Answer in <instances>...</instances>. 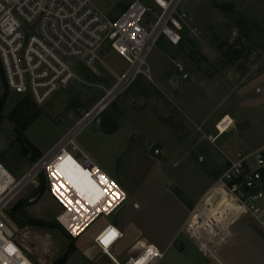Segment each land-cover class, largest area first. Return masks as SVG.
I'll return each instance as SVG.
<instances>
[{"label": "rangeland", "instance_id": "obj_1", "mask_svg": "<svg viewBox=\"0 0 264 264\" xmlns=\"http://www.w3.org/2000/svg\"><path fill=\"white\" fill-rule=\"evenodd\" d=\"M91 1L108 18L116 19L135 0ZM144 2L152 7L150 1ZM220 3L232 4L233 14L228 16L218 10L216 4ZM181 8L188 16L182 40L178 46L165 38L159 40L148 58L152 80L137 78L102 113L85 121L88 123L74 138L77 148L98 168L112 171L116 177L123 175L125 191H130L124 207L131 215L135 203L146 199L154 187L178 185L197 193L209 183L202 171H209L212 165L221 167L225 162L222 173L228 166V158L250 156L264 148V0H184ZM156 16L148 17L154 21ZM237 19L247 22L242 29L250 35L252 43L242 60L231 66L223 61L216 39L232 44L240 35ZM101 57L119 76L128 67L110 49L101 53ZM177 65H181L182 72ZM74 72L77 79L67 89L44 105H36L39 118L22 134L36 150L35 160L17 140L10 115L18 97L7 90L9 97L0 123V160L14 176L28 171L75 130L104 96L101 87L109 91L117 82L105 67L99 66L92 72L78 63ZM4 88L0 79V95ZM197 109L201 111H194ZM195 112L211 120L225 112L233 125L217 140L216 126L225 116L219 119L212 127L217 135L212 142L204 137L209 123L201 125L195 118L200 114ZM163 137L171 140L167 147L159 141ZM159 146L165 150L161 156L154 154ZM188 149L205 158L199 164L201 170L186 166L184 154L188 155L185 153ZM70 153L75 155L77 151L70 149ZM161 161L164 166H160ZM40 183L29 186L12 205L10 211L23 203L21 211L12 212L16 221L8 214L16 229V243L27 258L33 264H113L93 240L104 227L115 223L114 215L99 218L79 239H71L57 222L61 207L47 188L37 203L31 202L41 191ZM32 221L45 226L37 227L30 224ZM48 224L52 227H47ZM121 250H124L122 242L111 253Z\"/></svg>", "mask_w": 264, "mask_h": 264}, {"label": "built area", "instance_id": "obj_2", "mask_svg": "<svg viewBox=\"0 0 264 264\" xmlns=\"http://www.w3.org/2000/svg\"><path fill=\"white\" fill-rule=\"evenodd\" d=\"M144 1L135 0L118 18L110 19L91 0H0V68L9 92L28 96L42 106L77 79L74 67L78 63L92 72L105 67L117 80L112 90L101 87L104 96L76 129L24 174L14 176L0 160V264H33L16 243V229L8 213L29 186L40 182L41 176L50 196L61 207L58 224L74 240L99 218L114 215L126 203L127 194L77 148L74 138L88 119L102 113L137 78L152 80L148 58L161 38L173 46L180 44L188 20L181 8L184 0H148L152 7ZM148 16L156 18L153 21ZM107 49L127 62L122 75L103 62L101 53ZM177 68L183 71L181 65ZM110 95L112 98L105 103ZM225 120L216 126L218 137L222 136L219 126ZM70 149L77 153L72 155ZM159 153L154 150L155 155ZM66 155L95 181L103 193L99 202L90 204L64 181L58 169ZM101 176L106 183L101 182ZM244 219L264 235V148L250 156L228 158L225 171L192 210L184 232L207 255L214 241L224 243L230 225ZM103 236L110 238L107 244ZM122 239L116 227L107 225L93 243L113 264H122L111 253ZM163 257L158 248L148 245L124 264H154Z\"/></svg>", "mask_w": 264, "mask_h": 264}, {"label": "crops", "instance_id": "obj_3", "mask_svg": "<svg viewBox=\"0 0 264 264\" xmlns=\"http://www.w3.org/2000/svg\"><path fill=\"white\" fill-rule=\"evenodd\" d=\"M194 111L200 112L201 110ZM196 114H200V117L195 118L201 122V125L205 126L209 123V130L204 137L215 141L217 135L214 131L215 128L212 127L219 119L226 117L227 113H219L212 120L201 113ZM160 139L159 141L166 147L171 143V140L165 137ZM217 140H220V137ZM156 150L160 152L159 156L165 151L161 146ZM185 153L188 154H184L185 157L187 156L186 166L201 170L199 164H203L205 158L193 155L189 149ZM179 160H176V163ZM200 160L202 163H199ZM159 164L164 166L165 162L161 161ZM174 165H176L175 162ZM224 165L225 162L221 167L212 165V168H208L209 171H202L209 179V183L197 193L186 191L178 185L157 186L141 203H135L136 208L132 215L128 214L123 205L114 214L115 223L108 224L116 227L123 234V239L120 242H122L124 250L114 252L113 256L124 264L129 259L136 257L143 247L153 245L164 254L163 259L154 262V264H264V235L249 220L244 219L230 225L225 231L227 239L224 243L219 244L218 240L214 241L211 253L207 255L200 250L199 244L184 232L192 210L204 200L206 194L214 186L216 179L223 173L220 171ZM102 170L113 178L129 199L130 191H125L123 175L116 177L112 171ZM160 172L167 178L164 169H161ZM102 240L107 244L110 238L105 239L103 236Z\"/></svg>", "mask_w": 264, "mask_h": 264}, {"label": "trees", "instance_id": "obj_4", "mask_svg": "<svg viewBox=\"0 0 264 264\" xmlns=\"http://www.w3.org/2000/svg\"><path fill=\"white\" fill-rule=\"evenodd\" d=\"M216 8L221 12L227 14L228 16H231L234 12V7L232 4L220 3V4H216ZM127 9L128 7L125 8L124 12ZM236 22L240 35L236 39H234V42L232 44L228 43L227 41L217 42L216 39V43H217L216 46L221 54L223 61L225 62V64L231 66H234L237 62L242 60L244 54L249 50L250 44L252 43L251 42L252 40L250 39V35L244 33L245 31L244 29H242V27L246 28L247 22L241 21V19H237ZM0 79L4 83L2 71H0ZM8 97H9V93L7 89L4 88V92L0 95V123L3 120L2 112ZM17 97H18V102L15 108L11 111L10 121L15 126V133L17 134V140L22 146L25 147L26 153L31 154L33 160H35L37 159L36 150L26 141V139H24L22 134L39 118V113L37 112L38 109L36 104L28 96L25 97L17 96ZM40 182H41L40 183L41 189H43L44 191L46 186H45V178L43 176H41ZM22 204H23L22 202H19L12 209V211H9L8 214L10 215V218L12 220L16 221L15 215L13 213H18L19 211H21ZM30 224L35 225L37 227L45 226L44 224L35 223L33 221ZM46 226L52 227V225L49 224Z\"/></svg>", "mask_w": 264, "mask_h": 264}, {"label": "bare ground", "instance_id": "obj_5", "mask_svg": "<svg viewBox=\"0 0 264 264\" xmlns=\"http://www.w3.org/2000/svg\"><path fill=\"white\" fill-rule=\"evenodd\" d=\"M111 98H112V95L109 96L108 100L105 103H107ZM228 123H229L230 126L226 129L225 125H227ZM232 125H233V120L229 116H226V120L224 121V123L219 126V130L222 132V136L224 135V133L226 134L229 131V129L231 128ZM61 165H64L65 167H64L63 170L59 171L60 174H61L62 178L64 179V181L67 183V185H69L76 192V195L81 196L82 198L87 200V202H89L90 204L91 203L92 204L97 203V202H99L102 199L103 196L102 195H98L102 191L96 185L95 181H93L90 178L89 173L84 172L71 159H69L67 157V155L65 156V160L62 162ZM81 173L88 174V178L92 181L93 184L96 185V190L95 191H92L91 189L88 188L86 182L84 181L83 176H81ZM69 174L72 175L74 178H76L81 183L82 187H84L87 190V195H81V194H79L76 191V188L72 185V183L69 181V179H67V175H69ZM97 196H98V198H97ZM61 221L63 223H66L65 219H63V218L61 219ZM142 263L143 262H140L139 264H142Z\"/></svg>", "mask_w": 264, "mask_h": 264}, {"label": "snow or ice", "instance_id": "obj_6", "mask_svg": "<svg viewBox=\"0 0 264 264\" xmlns=\"http://www.w3.org/2000/svg\"><path fill=\"white\" fill-rule=\"evenodd\" d=\"M70 162V161H69ZM64 165L59 166L58 171H61L64 169ZM81 176H83L84 181L86 182L87 186L89 189H91L92 191L96 190V185L92 183V181L88 178V174L85 173H81ZM67 179H69V181L72 183V185L76 188V191L81 194V195H87V190L82 187L81 183L74 178L72 175H67ZM101 182L106 183V180L103 176L100 177ZM103 193H99L98 195H102ZM98 198V196H97ZM69 204L72 203L71 201L68 202ZM149 252H151V249L149 250Z\"/></svg>", "mask_w": 264, "mask_h": 264}, {"label": "water", "instance_id": "obj_7", "mask_svg": "<svg viewBox=\"0 0 264 264\" xmlns=\"http://www.w3.org/2000/svg\"><path fill=\"white\" fill-rule=\"evenodd\" d=\"M43 193V189L37 194V196L31 201L32 203H37Z\"/></svg>", "mask_w": 264, "mask_h": 264}]
</instances>
